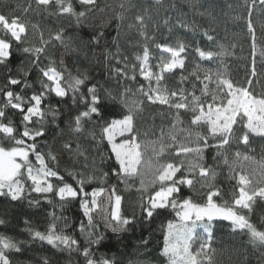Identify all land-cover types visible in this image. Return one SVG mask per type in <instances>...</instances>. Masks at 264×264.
Instances as JSON below:
<instances>
[{
    "label": "snow or ice",
    "instance_id": "snow-or-ice-1",
    "mask_svg": "<svg viewBox=\"0 0 264 264\" xmlns=\"http://www.w3.org/2000/svg\"><path fill=\"white\" fill-rule=\"evenodd\" d=\"M78 3L84 6V10L77 11L73 0H35L37 7L42 6L49 15H68L82 24L88 18V13L95 9L97 0H78ZM156 3L159 5L162 0H156ZM244 3L248 6L246 27L253 56L251 75L255 77L258 44L252 7L256 0H251V5L248 0H244ZM259 4L264 6V0H259ZM53 5L54 12L50 7ZM29 10H33L31 4L24 8V12ZM116 18L123 22V13ZM135 21L140 36L146 41L142 55L135 56L136 63L129 64L126 56L119 58V51L115 55L108 52L105 60L115 58L116 64L121 65L111 69L118 81H135L138 69L139 76L147 83L139 85L135 91L125 87L117 97L108 90L101 95L96 85L88 87L85 94L81 86L88 79L87 75L72 76L68 73L66 76L67 69L64 72L57 69L55 60L48 55V46L56 41L67 47L63 29L51 34L49 39H44L40 31V43L37 46L29 41V23L19 16L9 17L0 13V197L16 202L27 199L32 193L53 194L62 202L61 207L78 201L87 219L86 225L84 222L79 224V232L85 237V246L81 247L75 237L64 231V228L69 227L65 217H54L64 221V226L59 229L55 222L46 231L27 227L31 241L38 240L62 251H77L83 256L84 264H115L113 259L106 256L97 258L92 250V246L98 249L106 239L98 231L100 224L94 213L102 218L105 229L119 236L135 226L136 212L131 216L123 214V197L118 194L116 185H112L110 190L103 187L86 190L85 185L97 179L94 175L69 171L68 176L76 181V186L66 182L64 175L49 166L46 154L41 150V140L47 143L48 129L50 126L59 128L61 115L58 107L45 102L51 96L64 100L71 93L73 103H82L84 109L72 118L68 130L80 134L87 124H91L93 129L99 128V138L95 131L90 134L98 143L106 141L110 147L117 165L112 175L126 187L131 186L129 181L139 180V214L143 220L151 221L165 210L175 212L177 219L168 220L164 228L161 249V255L167 258L168 264H205L206 261L210 264L212 222L215 220L228 221L233 231H246L250 242L264 249V228L252 223L249 216L243 213V210L251 213L257 199L264 201V159L256 161L239 150L235 151V159L231 163L227 156L233 141L248 146L250 136L264 138V93L256 94L251 90L252 79L247 81V86H243L235 83L226 70L201 69L199 64L196 68L203 72V76L196 70L191 73L200 83L199 94L195 83L191 90L183 87L188 80L183 75L179 82L181 86L169 89L166 83H162L165 74L185 68V53L189 46L182 40L175 45L156 44L160 55L152 56L147 41H154L155 38L149 36L143 15H137ZM177 25L189 27L179 18ZM103 26L93 37L97 44L104 36ZM132 27L130 24L129 28ZM31 28L39 31L36 24H31ZM171 31L172 28H169ZM203 35L208 41L214 40L207 30ZM218 47L219 51H213L196 46L194 51L201 60L208 61L230 54L223 45ZM14 51L15 54H24L26 61L21 62L15 70L12 68ZM260 56L264 58V45L260 46ZM42 58L49 63L43 65ZM151 60H155V64ZM60 63L63 64V60ZM33 71L37 74L35 82L30 79ZM117 100L122 111L114 115L106 114L105 102ZM145 104L160 105L162 109L169 110V115L173 117L167 130L161 128L159 136L153 140H141L137 131V118L143 113ZM182 113L191 114L188 126H185ZM240 129L243 131L237 135ZM118 137L121 138L119 141ZM63 148L73 152L70 140L63 144ZM78 149L79 145L77 152ZM209 149L216 150V157H220L228 166L230 173H233L231 178L237 182L238 195H234L230 203L224 201L221 204L214 200L221 193L215 188V170L204 162ZM78 154L83 155L82 152ZM47 156L53 162L57 159L51 151ZM241 161L250 162L256 167L247 171ZM237 167L240 169L238 172ZM108 175L104 172L99 179H106ZM53 178L60 184L54 185ZM197 184L208 189L205 203L179 197L182 186L194 188ZM28 202L39 203L38 200ZM4 223V220H0V225ZM25 224L29 222L25 221ZM198 229L201 231L198 232ZM197 241H200L199 247L194 250L193 245ZM23 243L26 242L0 235V264H13L10 254L20 253ZM143 243L147 244V241ZM43 264H48L47 260Z\"/></svg>",
    "mask_w": 264,
    "mask_h": 264
},
{
    "label": "trees",
    "instance_id": "trees-1",
    "mask_svg": "<svg viewBox=\"0 0 264 264\" xmlns=\"http://www.w3.org/2000/svg\"><path fill=\"white\" fill-rule=\"evenodd\" d=\"M73 3L77 11L84 10V6H81L78 0H73ZM29 4L35 11L29 10L25 13L24 8ZM121 4L124 5L123 8L120 7ZM248 4L251 5V0H248ZM50 7L54 12V5ZM0 13L9 17L19 16L29 23V41L37 46L40 43V31L43 32L44 39H49L51 34L63 29L67 47L53 41L48 46V55L55 60L58 70L64 72L67 69L66 76L68 73L72 76H88L85 84L81 86V91L85 94L88 87L96 85L101 95L108 90L119 97L125 87H131L135 91L139 85H146L147 82L139 76L138 69L135 81H118L111 69L121 65L116 64L115 58L105 60L108 52L115 55L119 51V58L126 56L128 63L134 64L136 63L135 56L142 55L146 41L140 36L135 26L137 15L144 16L147 32L149 36L155 38L154 41H147L152 56L160 55L155 47L156 44L175 45L182 40L189 46L185 53V68L177 69L172 74H165V81L162 83H166L169 89L180 87V77L183 75L188 77L183 87L191 90L192 84L195 83L197 94H199L200 83L191 75L193 70H196L201 77L203 76V72L196 68L199 64L201 69L226 70L235 83L243 86H247V81L252 79L251 90L256 94L264 93V58L260 56V46L264 45V6L259 4V0H256V4L252 7V20L256 27L258 44L255 56L257 73L255 77L251 75L253 56L251 38L246 27L248 6L245 5L244 0H162L159 5L156 0H97L95 9L88 13V18L82 24H78L74 17L68 15H49L42 9V6L37 7L35 0H0ZM120 13L124 15L123 22L116 18ZM178 18L189 27H179ZM165 21L168 23L165 24ZM31 24L38 25L39 31L32 29ZM130 24L133 25L132 28H129ZM101 25H104L102 28L104 36L97 44L93 41V37L101 31ZM169 28H172L171 32ZM205 30L214 37L213 41H208L203 35ZM219 45H223L226 52L230 54L214 57L213 60L208 61L201 60L194 51L196 46L205 50L219 51ZM61 60L63 64L60 63ZM21 62L26 63L24 54H15L14 51L12 68L15 70ZM155 62L151 60V63L155 64ZM42 63L47 65L49 61L42 58ZM30 79L36 81L35 71L32 72ZM36 87L38 88L39 85L37 84ZM140 98L143 99V97ZM49 103L53 107H58L61 114L59 128L50 126L46 137L47 143L44 144L43 139L41 140V150L46 154L49 166L59 171L65 176L66 182L74 186H76V181L68 176L69 171H83L86 175L96 176L97 179L85 185L88 191L99 187L110 190L112 185H116L118 194L123 197V214L131 216L134 211L137 214L135 226L119 236L105 229L97 221L100 224L98 231L102 232L106 239L98 249L92 246L96 257L106 256L113 259L115 264H168L167 258L161 255V249L164 228L168 220L177 219L175 212L169 209L154 216L151 221L143 220L139 214L141 193L137 190L138 180L129 181L131 186L126 187L116 176L112 175V170L117 165L114 156L111 155L110 147L106 141L98 143L90 134L95 131L99 138V128L93 129L91 124H87L84 132L80 134L71 133L68 130L69 122L78 111L84 109V105L79 102L74 104L71 93L64 100L51 96L45 102V104ZM119 111H122V108L118 100L105 102L106 114L114 115ZM190 115V113H182L185 126L189 124ZM172 120L173 117L169 115V110L162 109L160 105L145 104L143 113L137 118V131L140 133V139H155L159 136L160 129L167 130ZM69 140L72 143L73 152L63 148V144ZM77 145H79L78 152H82L83 155L78 154ZM249 147L254 150V154L264 157V138L250 137ZM237 150L244 154L248 152L245 145L233 141L227 152L230 163L234 160V153ZM49 151L55 154L57 158L55 162L47 156ZM213 157H216V150L209 149L205 153L204 162L216 172L214 184L221 195L214 197V200L221 204L224 201L230 203L233 196L238 195L237 182L231 178L233 173H230L222 159L220 157L213 159ZM32 159L35 163L34 157ZM164 159L171 158L164 157ZM104 172L109 174L108 177L99 179ZM52 183L60 184L54 178ZM207 192L208 189L200 187L199 184L194 188L182 186L179 197L190 198L196 203H205ZM29 200H38L39 203L29 204ZM61 203L53 194L32 193L27 199L16 202L0 197V220L5 221L3 225H0V235L26 242L21 244L20 253L10 254L13 264H43L44 260H47L48 264H84V258L79 252L55 249L38 240L32 242L26 231L27 227L46 231L53 222L57 224L58 229L62 228L64 221L56 220L54 217H65L69 227L64 228V231L75 237L81 247L85 246V237L79 232V224L84 222L86 225L87 219L83 215L79 202L73 201L64 204L63 207ZM243 213L249 216L252 223L264 228V201L257 199L252 212L248 213L247 210H243ZM25 221L29 224L26 225ZM212 223L214 227L209 250L210 264H264V249L254 246L246 231L239 229L233 231L228 221L215 220ZM143 241H147V244ZM205 264L209 262L206 261Z\"/></svg>",
    "mask_w": 264,
    "mask_h": 264
},
{
    "label": "rangeland",
    "instance_id": "rangeland-1",
    "mask_svg": "<svg viewBox=\"0 0 264 264\" xmlns=\"http://www.w3.org/2000/svg\"><path fill=\"white\" fill-rule=\"evenodd\" d=\"M165 55H166V54H165ZM242 131H243V130L240 129V130L238 131L237 135H240V134L242 133ZM250 137H254V136H250ZM120 139H121V138H119V137L117 138L118 141H119ZM245 148H246L247 151H248V152H245V153H246L247 155H250V156L254 157L256 161H260L261 159H264V157H261L260 155H256V154H254V153H253L254 150H252V149L249 147V145H248V146H245ZM234 159H235V158H234ZM240 163H242V164L245 166V170H247V171H252V169H254V168L256 167L255 164H252V163L247 162V161H241ZM236 169H237V172L240 171L239 167H237ZM138 184H139V180H138ZM101 199H103V197H102ZM94 216H95L96 220H97L98 222H100V223L103 225V227H104V223H103L102 218H101L98 214H95V213H94ZM109 231H110V230H109ZM197 231L200 232L201 230L198 229ZM199 243H200V241H197V242L193 245L194 250H195V249H198V247H199Z\"/></svg>",
    "mask_w": 264,
    "mask_h": 264
}]
</instances>
